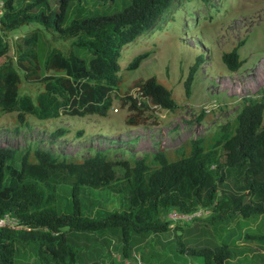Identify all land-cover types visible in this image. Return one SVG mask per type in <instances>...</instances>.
<instances>
[{"label": "trees", "instance_id": "trees-1", "mask_svg": "<svg viewBox=\"0 0 264 264\" xmlns=\"http://www.w3.org/2000/svg\"><path fill=\"white\" fill-rule=\"evenodd\" d=\"M15 1L4 0L0 18V111L17 113L16 132L28 125L27 115L40 121L61 116L106 117L114 98L129 113L124 120L129 127L147 125L149 113L155 109H177L171 91L154 76L136 83L135 96L119 97L115 91L120 84L118 61L123 47L157 29L180 0H129L112 14L92 12L83 5L112 6L117 0H57L55 9L49 8L48 0H31L20 8ZM39 6L45 10L33 13ZM70 10L73 18L66 24ZM27 25H39L64 39H73L69 54L41 49L45 47L41 30L34 29L18 39L22 52L13 63L12 48L8 41H2V34ZM244 43L238 42L222 54L221 62L229 73L243 65L239 50ZM74 50L87 51L91 57L81 59ZM148 55L136 56L127 69H137ZM201 62L202 57H198L189 68L184 81L187 97ZM18 70L25 79L43 84L35 100L20 96ZM263 120L264 93L257 99L242 98L231 129H222L209 142L190 141L188 154L174 161L163 152L155 153L150 162L154 167L145 158L111 160L101 152L74 162L41 149L0 147V218L10 214L22 226L20 230L0 228V264H78L67 235L86 237L103 232L120 233L122 256L128 258L132 235L168 231L172 212L190 216L206 211L207 224L237 214L244 218L264 216ZM68 133V129L58 128L50 137L57 140ZM81 135L79 132L77 137ZM235 168L239 169L243 190L239 194L220 188ZM67 181L69 185L61 184ZM116 181L128 185V211H105L91 203L93 216L88 215L84 188L106 189ZM176 223L175 227L180 222ZM181 250L198 258L200 264H224L231 256L226 245Z\"/></svg>", "mask_w": 264, "mask_h": 264}, {"label": "rangeland", "instance_id": "rangeland-1", "mask_svg": "<svg viewBox=\"0 0 264 264\" xmlns=\"http://www.w3.org/2000/svg\"><path fill=\"white\" fill-rule=\"evenodd\" d=\"M31 0H16L20 8ZM90 11L112 14L123 8L129 0H117L112 5L99 3L90 6ZM50 9H55L57 0H48ZM45 10L39 6L32 12ZM73 18L67 13L66 24ZM34 29H40L45 42L43 50L58 49L64 55L70 52L73 39H64L46 31L39 25H27L16 31L4 32L2 41H8L11 59L16 60L22 49L18 39ZM244 41L239 50L243 65L235 73H229L221 62L224 52L230 51L238 42ZM81 59L91 55L84 50H74ZM149 54L135 70L127 69L138 55ZM202 57L195 74L191 93L187 97L184 81L189 68ZM120 84L115 91L119 97L135 96L134 86L141 80L154 76L167 87L177 103L173 112L155 109L149 114L147 125L129 127L125 118L129 115L114 98L112 108L106 117L76 118L61 116L57 119L40 121L26 116L28 125L19 127L17 113L0 111V147L16 150L41 149L59 158L80 162L101 152L111 160L133 162L145 158L152 162L155 153L163 152L170 161L177 160L189 152V142L211 138L224 128L231 129L238 115L242 98L261 97L264 93V0H211L210 4L180 0L157 29L144 34L135 42L123 47L119 58ZM21 78L20 96L28 95L32 100L43 91V84ZM204 117L198 121L201 113ZM264 124V120H263ZM66 128L68 135L53 140L50 134ZM82 132L81 137H77ZM151 167H154L150 163ZM61 184L69 185V182ZM63 187V186H62ZM234 193H241L240 172L235 168L229 179L220 187ZM83 202L91 203L105 211H128V185L114 182L106 189L84 188ZM200 215V216H199ZM206 211H199L195 219L177 223L171 222L170 229L150 236L132 235L130 255L122 256L120 233H96L86 237L68 234V243L77 252V263L101 262L108 264H200L181 249L190 247H216L226 245L231 251L224 264H264V216L244 218L234 215L215 224L205 223ZM175 227V228H174Z\"/></svg>", "mask_w": 264, "mask_h": 264}, {"label": "built area", "instance_id": "built-area-1", "mask_svg": "<svg viewBox=\"0 0 264 264\" xmlns=\"http://www.w3.org/2000/svg\"><path fill=\"white\" fill-rule=\"evenodd\" d=\"M4 9H5L4 0H0V18L4 14ZM198 212L193 214V215H190V216L189 215H180L176 212H172L171 214H169L168 219L174 223H176V222H187V221L192 220L194 217H198L197 216ZM206 213H208V212H206ZM0 228H6V229H11V230H20V229H22V226L19 223V220L17 218H15L14 216H12L10 214H6L4 217L0 218Z\"/></svg>", "mask_w": 264, "mask_h": 264}]
</instances>
